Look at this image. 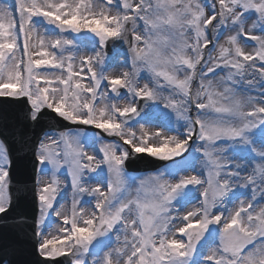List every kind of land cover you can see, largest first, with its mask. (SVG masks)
Masks as SVG:
<instances>
[{
    "label": "snow or ice",
    "instance_id": "1",
    "mask_svg": "<svg viewBox=\"0 0 264 264\" xmlns=\"http://www.w3.org/2000/svg\"><path fill=\"white\" fill-rule=\"evenodd\" d=\"M9 105L0 264H264V0H0Z\"/></svg>",
    "mask_w": 264,
    "mask_h": 264
},
{
    "label": "water",
    "instance_id": "2",
    "mask_svg": "<svg viewBox=\"0 0 264 264\" xmlns=\"http://www.w3.org/2000/svg\"><path fill=\"white\" fill-rule=\"evenodd\" d=\"M6 111L8 112V119L6 122V127L0 129V131H3L5 135L8 136L9 141L12 140V135H13V131H14V126H15V115L16 113L19 111V106H14V105H9L7 106ZM141 167L143 169H147V168H153L152 165H150L149 163H147V165H145V163H142ZM18 211L22 212V213H26L29 216L31 215V206L30 203L28 204H24L21 206L20 209H18ZM5 228L0 227V234H2V230H4ZM4 233L6 234V245L10 244L13 242V240L15 239V236L12 232L11 229L6 228L4 230ZM21 252L23 250H26V257L25 259L22 261L21 264H35V262L37 261L38 257L32 254V250H31V246L29 244H25L23 246L20 247Z\"/></svg>",
    "mask_w": 264,
    "mask_h": 264
}]
</instances>
